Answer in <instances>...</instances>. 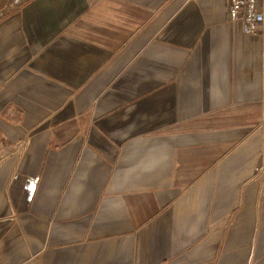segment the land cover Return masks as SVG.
Listing matches in <instances>:
<instances>
[{
    "label": "crops",
    "instance_id": "obj_1",
    "mask_svg": "<svg viewBox=\"0 0 264 264\" xmlns=\"http://www.w3.org/2000/svg\"><path fill=\"white\" fill-rule=\"evenodd\" d=\"M228 8L0 0V264H264V29Z\"/></svg>",
    "mask_w": 264,
    "mask_h": 264
},
{
    "label": "built area",
    "instance_id": "obj_2",
    "mask_svg": "<svg viewBox=\"0 0 264 264\" xmlns=\"http://www.w3.org/2000/svg\"><path fill=\"white\" fill-rule=\"evenodd\" d=\"M228 19L242 20L244 30L256 34L264 29V7L259 0H229Z\"/></svg>",
    "mask_w": 264,
    "mask_h": 264
},
{
    "label": "water",
    "instance_id": "obj_3",
    "mask_svg": "<svg viewBox=\"0 0 264 264\" xmlns=\"http://www.w3.org/2000/svg\"><path fill=\"white\" fill-rule=\"evenodd\" d=\"M219 20V19H218Z\"/></svg>",
    "mask_w": 264,
    "mask_h": 264
}]
</instances>
